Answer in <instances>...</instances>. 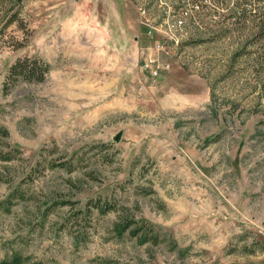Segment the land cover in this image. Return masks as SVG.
<instances>
[{"label":"rangeland","instance_id":"374dc122","mask_svg":"<svg viewBox=\"0 0 264 264\" xmlns=\"http://www.w3.org/2000/svg\"><path fill=\"white\" fill-rule=\"evenodd\" d=\"M8 8L0 260L264 264V38L249 18L264 0H21L4 24ZM237 8L248 20L223 23ZM24 55L51 64L43 80L9 74Z\"/></svg>","mask_w":264,"mask_h":264},{"label":"trees","instance_id":"16d2710c","mask_svg":"<svg viewBox=\"0 0 264 264\" xmlns=\"http://www.w3.org/2000/svg\"><path fill=\"white\" fill-rule=\"evenodd\" d=\"M16 5L18 7H16ZM21 5V0H9V8L8 11L5 13L6 14V19L4 21V24H9L11 22H15L16 20H18L19 17L18 16V9L19 6ZM210 13V11H208V14ZM258 14H256V11L254 13H251L252 16H257L258 18H254L251 17L247 14V12L244 9L239 10V8H237L235 11L227 13L224 15L223 17V23H225V21L227 20V23L230 21L233 24L234 23H238L239 24H244L246 22V20H248V16L249 18H251L252 20H254L253 25L255 24V26H257V31H256V35L258 38H264V10H260V12H257ZM199 15V14H197ZM211 16V15H209ZM230 17V19H226ZM222 21V19H220ZM22 23L19 22V25L22 28H27V26H25V24L23 23V21H21ZM243 51H238L236 54H240ZM51 68V64L43 59L40 58L38 56H29V55H24L22 57H18L9 67V74L10 75H20L21 78L23 79H28V80H36V81H41L45 78L46 74L49 72ZM127 226V225H126ZM129 226V223H128ZM141 230V226H136L135 229L132 231L134 232V234L138 233ZM19 260H17L16 257H14L13 259H2L0 260V264H18Z\"/></svg>","mask_w":264,"mask_h":264},{"label":"built area","instance_id":"2783aa9c","mask_svg":"<svg viewBox=\"0 0 264 264\" xmlns=\"http://www.w3.org/2000/svg\"><path fill=\"white\" fill-rule=\"evenodd\" d=\"M182 19H179V23L181 24ZM156 47L158 49H163L164 47V43H157ZM163 66H168L163 65ZM141 70H148V73L151 75V77H158L160 75V64L157 61V57L152 56L151 54H149L147 57L144 58L143 63L140 65Z\"/></svg>","mask_w":264,"mask_h":264}]
</instances>
